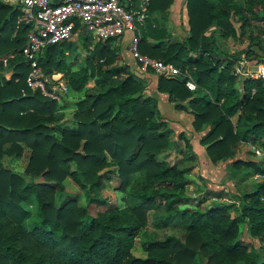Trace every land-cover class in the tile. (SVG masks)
<instances>
[{
    "label": "trees",
    "instance_id": "1",
    "mask_svg": "<svg viewBox=\"0 0 264 264\" xmlns=\"http://www.w3.org/2000/svg\"><path fill=\"white\" fill-rule=\"evenodd\" d=\"M174 3L151 0L139 44L142 55L181 71L176 78L158 76L157 92L194 116V132L207 129L200 143L213 163L234 160L231 173H241L240 179L264 175V161H235L243 144L264 152V83L236 74L244 60L262 63L264 40L252 39L236 53L224 45L244 35L245 5L257 6L264 19V0H184L183 41H174L168 27ZM21 17L20 6L0 0V73L13 74L0 79V264H264V179L250 182L237 206H193L186 194L189 170L160 158L176 150L174 131L148 84L119 64L115 39L93 49L86 42L85 63L77 71L68 61L69 41L49 46L39 58L46 75L63 74L68 93L82 94L72 120L59 123V103L27 83L31 69L23 49L33 27ZM188 77L196 91L187 88ZM89 80L95 84L90 89ZM186 147L185 159L197 160L191 140ZM26 149L25 170L9 168ZM114 176L130 205H110L92 217L89 205L108 204L102 193ZM69 178L88 206L66 192ZM151 213L165 226H182L184 241L154 240L146 231ZM140 236L145 258L133 254Z\"/></svg>",
    "mask_w": 264,
    "mask_h": 264
},
{
    "label": "rangeland",
    "instance_id": "2",
    "mask_svg": "<svg viewBox=\"0 0 264 264\" xmlns=\"http://www.w3.org/2000/svg\"><path fill=\"white\" fill-rule=\"evenodd\" d=\"M244 16L248 18V23L245 25L244 29V35H240L239 33L238 38L231 39L224 43V45L233 53L246 50L252 43V39H254L255 42L261 43L264 40V19L262 15L258 14V7H247L245 5ZM184 20L186 24V15H184ZM171 21L172 23L169 19L168 27L171 29L170 25L174 24V29L171 31L173 40L183 41L185 38L184 30H182L184 23H180L179 25V18L176 22L172 19ZM240 25L241 23H237V26ZM153 40L154 39L151 41L153 42ZM69 42L72 43L73 47L68 51V61L72 64V70L77 71L85 63L84 59L87 55V51L84 44L89 42L93 49L97 42H95L92 38H89L84 30L82 33L73 37ZM111 46L118 49L123 57L122 62L119 64H128L131 69L138 74L137 76L139 79L144 80L145 84H148L150 93L159 101V108L162 117L168 120L170 128L174 131V140L177 145L176 150L167 151L161 154L160 158L168 161L172 166L177 165L181 169L186 168L189 170L187 173L188 184L186 186V194L194 200L193 206L200 208V210L207 209L213 203H219L218 205L233 204V206H237L239 197L238 194L251 190L249 187L250 182L255 181L257 174L240 179L242 177L241 173L237 174V176H233V173H231V165L234 160L229 162L213 163L207 153V148L200 143V140L205 135L207 129H204L199 133L194 132L192 127L194 116L190 112L176 110L174 105L168 101L166 95L157 92V83L159 80L158 75L154 72L145 71L138 66L136 60L130 54L125 41L112 42ZM3 63L5 68L7 66L6 61L4 60ZM12 76L13 74L11 72L6 71L3 74L0 73V79L4 77L6 80H9ZM94 86V82L89 80L86 88L90 89ZM81 96L82 94L78 95L69 91L67 95L63 96L62 100L57 101L61 108L60 112L57 114L59 123L70 122L72 120L73 113L76 109L75 104ZM182 115L183 117H181ZM234 122L237 123V118L234 119ZM53 125L54 124H52V126ZM57 127L58 126H56V128ZM188 139L192 142V151L197 155V160L187 161L185 159L187 154L186 146ZM257 150L263 151V148L261 146L254 147L251 144H243L237 152L235 161L243 160L260 164L264 160L262 156H259L256 153ZM29 155L30 150L26 149L22 158L12 159L13 161L7 166L12 168L14 171L22 173L27 166ZM119 188L120 180L117 176H114L113 181L105 186L102 193L104 198L108 199V204L106 206L89 205L88 208L90 215L95 217L98 213L106 211L110 205H115L120 208H126L129 206L130 203L127 201V195ZM240 188H242V190H240ZM65 190L67 193L75 196V199L81 206H88L83 191L71 178H69L65 183ZM34 217H37L35 210ZM34 217L31 219L30 225L37 221ZM241 229L245 234V240V237H247L246 226L242 225ZM146 231L154 240H164L168 236H175L184 241L188 234L182 226L176 224H170L168 226L163 225L161 221L153 218L152 213L149 215V223ZM144 232L145 230L143 233ZM144 239L145 238L143 236L137 238L133 249V254L138 258H145L147 256V253L142 245ZM245 241L248 242L247 240ZM254 243L255 246L259 248L260 243L257 241ZM196 264H204V262L201 261V259H198Z\"/></svg>",
    "mask_w": 264,
    "mask_h": 264
},
{
    "label": "built area",
    "instance_id": "3",
    "mask_svg": "<svg viewBox=\"0 0 264 264\" xmlns=\"http://www.w3.org/2000/svg\"><path fill=\"white\" fill-rule=\"evenodd\" d=\"M20 6V22L30 24L33 30L28 36V45L23 54L30 65L27 83L34 91L39 90L45 97L59 101L67 95L68 87L63 74L46 75L39 64V58L52 45L70 41L84 30L95 42L127 40L128 50L137 64L145 71L158 76L176 78L181 71L173 64L142 55L139 51L142 31L149 20L151 0H3ZM236 74L242 78L261 80L264 83V56L262 63L244 60L237 67ZM190 91L198 88L188 77ZM259 156L263 151L257 150ZM257 174L255 181L263 180ZM264 202V196L262 197Z\"/></svg>",
    "mask_w": 264,
    "mask_h": 264
},
{
    "label": "crops",
    "instance_id": "4",
    "mask_svg": "<svg viewBox=\"0 0 264 264\" xmlns=\"http://www.w3.org/2000/svg\"><path fill=\"white\" fill-rule=\"evenodd\" d=\"M184 0H176L175 1V3L173 4V6H172V8H171V12H170V22L172 23V21H171V19L174 21V22H176L177 21V19L179 18V25H180V23L182 24V23H184V20H182L183 19V17H184V13H183V11H184ZM170 23V24H171ZM173 25L174 24H171L170 26H171V29L170 30H173L174 29V27H173ZM183 30V29H182ZM178 36V35H177ZM119 41V40H118ZM121 41V40H120ZM125 42H126V44H127V47H128V41L127 40H124ZM123 41V42H124ZM181 117H183V115L181 116Z\"/></svg>",
    "mask_w": 264,
    "mask_h": 264
}]
</instances>
